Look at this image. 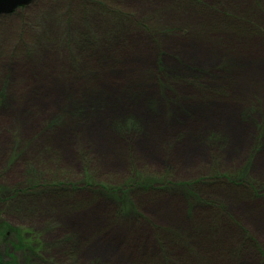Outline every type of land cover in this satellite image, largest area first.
<instances>
[{"label":"rangeland","instance_id":"1","mask_svg":"<svg viewBox=\"0 0 264 264\" xmlns=\"http://www.w3.org/2000/svg\"><path fill=\"white\" fill-rule=\"evenodd\" d=\"M0 226L11 264H264V0L0 14Z\"/></svg>","mask_w":264,"mask_h":264},{"label":"bare ground","instance_id":"2","mask_svg":"<svg viewBox=\"0 0 264 264\" xmlns=\"http://www.w3.org/2000/svg\"><path fill=\"white\" fill-rule=\"evenodd\" d=\"M132 1H134V2H139V1H141V0H132ZM183 17H185V16H183ZM195 19V18H194ZM139 38H141V37H139ZM178 40L179 39H177L176 37H171V39L169 40V44L170 45H174V44H176L177 42H178ZM138 43V42H137ZM140 47V46H139ZM143 51V50H142ZM246 55H250V54H246ZM128 56V55H127ZM202 63V62H201ZM203 63L204 64H206L207 63V61H203ZM17 70H20V71H17ZM16 71V73H18V74H20L22 71H21V69H17ZM233 73H231L230 75H229V77L232 75ZM8 115H10V114H8ZM186 125L188 126V127H190V126H192L191 125V122H189V121H187V123H186ZM119 145H121L120 144V142L119 141H115V146H119ZM199 161V160H198ZM105 166H110V167H112L113 166V163H110V164H106ZM173 194V193H172ZM171 197H173V198H175L174 196H170L169 197V199L168 200H162L160 203H159V206L158 207H163L164 205L165 206H168V204H171L172 206H174V205H176V206H178V204L180 205V200L179 199H176L175 201H172L171 202ZM182 205V204H181ZM176 216H179V212H176ZM78 219H80V217H78ZM75 221L77 220L76 218L74 219ZM74 221V222H75ZM100 221H102V220H100ZM258 223V228L261 226V221H257Z\"/></svg>","mask_w":264,"mask_h":264},{"label":"water","instance_id":"3","mask_svg":"<svg viewBox=\"0 0 264 264\" xmlns=\"http://www.w3.org/2000/svg\"><path fill=\"white\" fill-rule=\"evenodd\" d=\"M33 0H0V14L12 12L19 6L28 4Z\"/></svg>","mask_w":264,"mask_h":264},{"label":"trees","instance_id":"4","mask_svg":"<svg viewBox=\"0 0 264 264\" xmlns=\"http://www.w3.org/2000/svg\"><path fill=\"white\" fill-rule=\"evenodd\" d=\"M2 232H4V227H1L0 226V233H1V235H2ZM6 232V231H5ZM4 232V233H5ZM19 237V236H18ZM19 239H20V237H19ZM0 264H11V263H9V262H4L3 260H2V258L0 257Z\"/></svg>","mask_w":264,"mask_h":264}]
</instances>
